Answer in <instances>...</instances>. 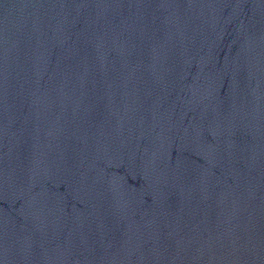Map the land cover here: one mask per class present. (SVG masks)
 Here are the masks:
<instances>
[{
	"label": "water",
	"instance_id": "95a60500",
	"mask_svg": "<svg viewBox=\"0 0 264 264\" xmlns=\"http://www.w3.org/2000/svg\"><path fill=\"white\" fill-rule=\"evenodd\" d=\"M0 264H264V0H0Z\"/></svg>",
	"mask_w": 264,
	"mask_h": 264
}]
</instances>
